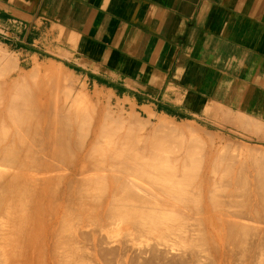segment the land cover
<instances>
[{"label": "bare ground", "instance_id": "obj_1", "mask_svg": "<svg viewBox=\"0 0 264 264\" xmlns=\"http://www.w3.org/2000/svg\"><path fill=\"white\" fill-rule=\"evenodd\" d=\"M3 55L0 56V58L3 57V59H0V127L2 130H4L6 129L5 127L10 125L11 129L10 127L7 128L8 130H10L9 131L10 133L5 132V131L1 132V133L5 132L4 134L0 133L1 134L0 135V149H3V147L1 148L2 144H4L3 146H5V144L7 143L6 145L8 148L6 149V152H7L6 154L8 155L10 146H13L12 150L10 149L9 152L13 151L14 155H13V152L10 153L9 156L11 154L13 156L11 155L12 158L11 157L9 158H11L12 161L14 160L13 162H16L18 165H20L22 170L20 171L19 169L20 172L16 171L18 170V168H14L13 166L15 165H11V164L10 165L12 168H14V171L11 169L10 170L13 173H16V172L18 174L21 172L23 173L22 177H25L26 179V180L25 179L23 180L27 181L26 184L28 186V187L24 186L26 187V189L25 188L24 189L26 191H31L29 192L30 194L32 193L33 189L36 192L39 191L37 193H35L34 191V195L32 197H29V195H27L28 196L27 197L26 194H28V192H26L25 196L27 198H30V200L28 199L30 203L31 198H32V201L34 202L33 200L35 198L34 196L39 195L40 200L39 199L37 200H39L38 202H41V206L39 205V203L37 205L34 202L35 204L31 203V204H34L32 205V209L36 205L38 206V209L35 208L36 212L38 210L39 213L44 216L41 218L43 221L46 219L45 221L46 224L45 225L43 224V227L47 226L45 229L46 235L49 233L52 239L54 237L56 239L59 238L57 240L58 242L60 241L59 246H60L61 240H62V243L64 242L63 245H65L67 242L66 239L67 240L69 239V241L72 244H75L76 246H80L78 244L82 240L83 241L90 240L93 244L92 247H94V246L99 245L100 243L110 244V243L116 242L118 241V238H120L121 236L120 239L126 241V244L129 242L128 245L131 248L132 246L137 247L138 245L137 248L139 251H137L136 254H133L134 253L133 251L136 250L137 248L132 250L133 253H131L130 249H125L126 248L125 246H128V245H125L123 243L125 245L123 247L125 248L122 247L119 250L117 248L115 249L117 245L116 244L115 247H113L112 249L109 248L110 251L106 253H111L116 257V254L118 252V255L120 256H125L127 258L130 256L134 258L137 257L139 258L137 260H140L143 257L145 259L144 261V259L142 258L143 262L146 263L147 262L146 260L148 259V263L150 260H152V262L150 261V263L155 264L154 262L157 261V258L159 259L160 256L164 255L165 253L167 255V252L169 253L170 251L177 250L179 253L178 255H180L178 257L180 258L179 263L181 262V264H184V263L186 264L188 262L187 257L189 259L191 258V256L189 257L190 254L197 253L195 260L197 261L201 260L202 258L201 255L204 254L205 251H208L207 249L208 246L213 245V248H214V246L216 247L218 245L219 247L217 246V248H220V246L227 245L231 247L234 246V249H235V245H238V247H243L246 249V245L248 244L247 242H249V240L250 241L253 240V242L255 241V239L251 240V238L248 237L251 234V231L249 230V228L251 227H249L248 225V222L250 221L248 220L251 219V221H253V220L259 219V222H260L261 216H262L261 214L262 213L264 214V149L259 148L258 146L257 148H254V147L252 148L250 146H247L246 148L247 151L244 148L243 154L241 152L239 154V155L242 154L243 157L245 156L244 159L242 158L240 159L241 161L237 162L238 159H236L235 161L232 156H231L232 159L228 157V154L231 153V152L228 153L229 145L225 146L226 150L224 151V153H222L221 151L219 150L217 151V149H215L216 146L211 136L204 137L203 135L196 134V133L195 134L189 133L188 135H185V133L183 132L184 130H181V128H180V131H182L184 135L181 132L182 137L179 138V140H177L178 141L177 146L179 147V150L177 149L178 148L177 146H172V148L174 147L178 150V151L176 150L177 152L180 151L179 152L180 154L176 153L174 148L171 149V150H174L173 151L174 153H169L170 151H168L169 155L178 154L179 155L178 158L176 157L174 158V155H173V158L170 159L169 157H167L168 154L166 155V152L164 153L162 149H160V148L164 149V147L159 148V146H163L164 144H166L165 142L167 141L165 138H168V137L170 138L167 132L166 134L168 135V137H164V139H161V138L158 139L157 136L153 138L148 137L151 140L150 142V140L148 139L150 142V144L148 145H150L151 147L152 146L156 147V145L154 144L155 143L154 138H156L158 141V143L156 141V144H158L156 149L154 148L155 152L153 151V148L152 149L149 148L150 150L147 149L148 147L146 145L145 146L143 145V148H141L142 146H140L141 148L140 149L139 147L136 146L137 143H135L137 136H135V139L133 138L134 139L133 141H132L131 136H133V134L135 133V130L137 129L136 127H138L137 126L138 124L134 125L132 123L140 122V120L138 119H141V117H138L136 115L138 118L136 117L137 120H135V118L132 119V116L134 115L132 114L130 118L132 119V122L130 121L129 118H126L127 120L124 119L123 115H121L120 118L119 117L115 118L117 120L119 119L120 122L123 123V128L129 127L127 128V131L129 132L127 131H125V133L123 132L125 135H127V136L123 135L125 136V138H123V136L120 138L118 135L117 137L119 138L117 137L113 138L112 135L109 134L112 137L110 138V136L109 137L106 136V134H108L107 130L110 129L112 126L111 125L109 128V125L114 122V116L112 115V113H110V111H107L106 113L103 112L105 115L99 114L100 115L99 116L97 114L90 115L89 113L88 114L84 112L80 113L79 110H78V113L77 112L74 113V111H72L71 113L69 110L70 112V114L68 113L69 117L65 116L64 115L65 113L61 115L60 113L55 111L56 113L54 114L51 113L52 114L51 115L50 113H47L46 111H42L41 103L36 104L37 103L36 102L33 104L32 103L33 101L31 100V98L24 97L25 96L24 94L26 93H23L24 92L23 90L25 89H21V91H18V86H20L19 89L22 87L21 86L22 83L20 81H22V79L24 78H22L23 76L21 78H16V79L12 78L13 74L19 70L18 69L19 66L10 57L8 56L4 57ZM36 68H34L35 71H37ZM38 70L40 71V68ZM49 70L50 69H48V71ZM18 72H21V71H18ZM31 73L35 74V72H31ZM50 73L52 72H49V74ZM25 76H26L25 77L26 79L28 75H25ZM50 76L53 77V75L51 74ZM22 85L24 86V83ZM61 85H63V83H61ZM25 86H27V84ZM25 86L24 88H26ZM65 86L63 88L64 90H66ZM31 87H33V85ZM54 88H56V86ZM34 89H37V88H34ZM73 89L74 88H72L71 91ZM59 91L61 92L60 89ZM25 92H27V90ZM36 92L34 91V94ZM54 95L55 94L53 93V97H55ZM58 97L60 96H56L55 98H58ZM84 97H79V98H83L82 100L80 99L81 104L77 102L79 100L77 97L76 106H79L80 104L83 107L84 105L88 104L86 100L84 99ZM59 99L61 100V97L58 98V100L54 99L53 103L55 101H59ZM68 99L69 98L67 97L65 101L62 100L65 103L64 105H66V101ZM83 101H85L87 104H84ZM23 103L24 104L26 103V105H24ZM61 106L59 107L61 108ZM76 106L74 107L75 111H77ZM55 107H56V102H55ZM61 109H63V106ZM50 111L52 112V110ZM227 111H224L222 114H224ZM227 114L228 112L222 115V116L226 115L225 119L221 118L223 119V122H225L224 120H226L230 123L235 124L236 126L237 122L235 119L237 118V116H235V118H232L233 115L230 114V112L228 116ZM240 114L241 113L238 114L239 115L238 117H241ZM230 115H232V117H230ZM102 116H104L105 121L101 123ZM71 117H73L74 120ZM242 117L244 116L242 115ZM247 118L249 119L251 117H247ZM247 118L245 119L242 118L243 120H245V122L243 120L241 122L240 120L241 123L238 120V122L242 124L241 125L242 129H243V126L246 125L248 127V130L251 133H254V134L256 133L257 135H259L258 127L261 125V124L259 125L258 123L259 121L253 122L256 118L250 119V121L247 120ZM143 122L141 121V123L139 124L141 125ZM148 122H150V120H148ZM164 122H165L164 125L169 124V123H166V121ZM14 123H15V126H14ZM114 124L116 126L117 123H114ZM124 124H125V127H124ZM160 125H162V121ZM164 125H162V127L157 125L159 127L158 129L156 128L157 126L155 128L153 127L154 130L157 129L155 130L156 132L155 134L157 133L158 135L164 134L166 136L165 131L171 130L172 127L169 128L166 126L167 127L166 129V127H163ZM119 126H116V127L119 128ZM261 126L263 128V125ZM176 127L177 126L175 125L173 128H176ZM247 127H244V128H247ZM132 128L134 129V131L132 130L133 132L131 130H128ZM140 128L141 127H139L138 129ZM162 130H164L163 131L164 133L162 132ZM177 130H179V127L177 128ZM112 132L114 131L112 130ZM126 132L129 134H126ZM174 132L175 131L173 129L172 132L169 134L173 136ZM176 132L175 134L177 135ZM187 132L188 131H186V133ZM210 132H208V134ZM117 134L122 135V133H118V132ZM138 137H137V141H139ZM171 138H174V136ZM160 139L162 143L159 144ZM175 139L174 141H176ZM263 139L264 138H262L261 140ZM153 141L154 143L151 145ZM133 142L135 144H133ZM17 144H19L20 146V150L17 151L19 154L17 152H16L17 154L15 153V150H16L15 147H17ZM173 144L175 143L173 142ZM166 145L165 147H167ZM168 148H169V145L166 149L170 150L171 148V147L169 149ZM166 149L164 150L166 151ZM157 150H159V152ZM160 150L164 153L162 154V156H160L162 153V152L160 153ZM156 151L158 153H156ZM1 152H3V150ZM218 152H219V155H218ZM235 152H237V150ZM4 153L2 154L4 155ZM218 156L219 157L221 156V159L224 160V163H227V164H224L223 160H221V163H223L222 165L224 169L226 167L224 165L229 164V167H227L226 170L229 169L234 172V174L230 177V173H233L232 171L230 172L229 170L228 171L224 170L225 173L227 172L226 174L224 173V171H222V173H221V170L219 171L220 173L217 171V174L219 173L218 175L219 181L217 185L218 187L223 185L219 189L218 187H216L215 183H213L212 185L210 182H207L209 180L211 181V177L214 175V173L216 174V170L219 168V166L221 167L220 161L218 160ZM2 157L4 158L6 156L4 155ZM6 159H8V156ZM11 159L4 160V162L6 161L5 163H9ZM227 159L229 161L225 162V160ZM169 160H172L174 162L171 163ZM3 164L4 163L0 164V166H2ZM18 165L15 167H18ZM7 166L8 165L5 164L3 167H7ZM9 168H6V169H9ZM6 169H4V173H7L6 171L9 172V170H6ZM0 170L2 171L3 168L0 167ZM1 171L0 173L2 175ZM7 174L9 175V173ZM3 175L7 177L6 174H3ZM19 175L21 176L22 174H19ZM216 175L214 176L215 178L214 177L212 178L211 182H215L214 180L217 179ZM4 176L2 178H4ZM222 176H223L222 181L224 182L227 181V182L221 183L222 185H220L219 182L221 181L220 178H222ZM22 177H20V179ZM224 178L226 180H224ZM1 179H0V182H2ZM23 180L21 181L23 182ZM9 181L10 180H8V182ZM8 182H5V187L7 186L6 183ZM3 184L4 183H2V185ZM189 184L190 186L192 184V187H190ZM249 184L251 188L249 186L248 187L251 190L246 191V188L248 189V187L246 186ZM2 185L0 183V186ZM11 185L13 186V184ZM11 185L10 187H12ZM14 185H16L14 186V188L17 187V189L18 188L22 189V187L20 186L21 185L23 186L24 183L22 184L20 182L19 183L20 186L17 184H14ZM230 185L233 186L234 188H229L228 186ZM188 186L191 188V190H193L192 192L190 189H188V191L190 190L192 192L189 195L187 193ZM29 187H30V190L27 189ZM224 188L226 189V191L224 190ZM6 189H3V187H0V192H2L3 190L5 191ZM217 189L220 191L221 190L224 191V193L222 194ZM13 190H16V189H13ZM50 190H51V193H50ZM9 191H10V188H9ZM24 193L22 191V194ZM27 198L25 200H27ZM23 200L22 202H24ZM2 201L0 199V202ZM28 201L24 202L26 203L25 209L27 207H29V209L31 208L30 206L27 205ZM174 205H177V207ZM172 207H175V209L177 208L176 210L178 211H176L174 208L172 209ZM178 207L179 208L182 207L180 208L181 212H179ZM25 209L23 207V211H25ZM27 210L28 208L26 209V211ZM27 212H30V211H27ZM31 212L34 213L33 210ZM32 213L29 217L30 220H31V216L33 217ZM27 214L28 213H26L25 215ZM25 215H24L23 220H25ZM255 215L258 219L255 218ZM25 225L27 226L28 222L27 224L26 223L24 224V227ZM256 225H258V223ZM256 225H255V229H257ZM31 227H33V225ZM26 228L29 229V231L26 230ZM26 228H24L26 230L25 232L32 231V229H30V226ZM39 230L40 229H38L37 231L35 229V231L38 232V235H39ZM252 230H253V227H252ZM249 231H250V234H249ZM259 232H261V229L255 232L257 233V236ZM31 233L33 234L34 232H31ZM263 233L264 232L260 234L264 236ZM27 234L26 233L23 234L24 240L27 239L26 238ZM40 234L42 237V233ZM253 235H256V234H253ZM31 236L36 237V235L34 234ZM31 236L30 238H32L34 242L36 239L34 240V238ZM189 238L191 241H189ZM258 239L261 241L262 236L259 235ZM258 239H257V242L256 241L254 242L256 243V245L257 243L260 244L258 242L259 241ZM32 240L31 239L25 240L27 241L26 244L29 243L28 241H32ZM39 241H37L38 244H39ZM55 241L53 240V244L58 243L57 241L56 242ZM69 241L67 243H69ZM187 241L191 243L189 242L186 243ZM192 241H194L193 244H192ZM33 242H30V243L33 244ZM261 242L264 243V241H261ZM185 243L190 244L188 245V247L190 248V252H188L189 248L187 249L185 248L187 246ZM249 244L252 245V242L251 243L249 242ZM23 245H25V243H23ZM37 245H35L36 254H34L35 246L33 247V249L30 250V248L32 247L31 245L28 247L25 245L24 252L27 251L26 250V247H27L29 249L30 255H33V260L35 258L34 255H37V258H35L37 261V264H39L40 262L41 264H43V262H45L46 260L45 259L46 257H44L43 259L42 256L45 255L44 252H46V250L44 251L42 248L40 250V247H37ZM66 245H65V249L63 246V251L67 250ZM251 245H247V247L249 246L248 249H250ZM49 246L52 247L51 243ZM23 247L24 246H22V248ZM42 247H44L43 243H42ZM53 247H52V250L54 252ZM83 247L86 248L85 246ZM260 247L261 246H259L258 248ZM56 248L59 249L58 245ZM261 248L264 249L263 247ZM200 249H202L203 251L202 254H201L202 251L200 252ZM186 250H188L187 251L188 254L187 253L184 254ZM97 251L98 250H96V252ZM212 251L214 252L213 249ZM58 252L60 253L61 251L59 250ZM66 252L65 254L61 252V254L59 255L57 254V256L55 255L57 253V250H56V253L54 252L55 254L52 253V251L49 252L51 254L48 255V261H47L48 263L46 264H67L66 260L68 259L71 260V257H70L71 255L68 256V253ZM72 252L70 253L72 254ZM88 252L87 254L90 253ZM198 252H200L201 255ZM208 253L206 254L208 255ZM4 254L5 253L3 252L2 256H5ZM27 254H28V251L25 254V256ZM242 254H244V250L242 251ZM262 254L264 255V250ZM185 255H188V256H185ZM204 255H203V258H204ZM58 256L60 258H58ZM76 256H77V253L75 255V258H77ZM139 256H141V258ZM164 256L162 257L164 258ZM184 256L186 257L187 260L184 259ZM94 257L95 256H93V259ZM175 257L176 256H174V258ZM7 258L9 259V257ZM24 258L25 257L22 256V259ZM165 258L164 260L166 261ZM178 258L176 259V262ZM182 258L186 260V262L184 261V263H182L181 261ZM203 258L202 260H204ZM206 259L208 258L206 257ZM129 260L133 262L132 264L137 263V262H138L137 264H143L142 262L139 263V261H136L133 258L132 259L130 258ZM153 260L155 261L153 262ZM89 261L86 263H89ZM170 261H171L170 263L174 264V262H172L173 261L172 257L170 258ZM27 262L31 263V258H27L26 263ZM101 262L102 261H100V263ZM33 263H36V262L33 261ZM108 263L110 262L108 261ZM194 263L198 264L197 262H194ZM165 264H167V262Z\"/></svg>", "mask_w": 264, "mask_h": 264}, {"label": "crops", "instance_id": "obj_2", "mask_svg": "<svg viewBox=\"0 0 264 264\" xmlns=\"http://www.w3.org/2000/svg\"><path fill=\"white\" fill-rule=\"evenodd\" d=\"M0 43L151 117L264 124V0H0Z\"/></svg>", "mask_w": 264, "mask_h": 264}, {"label": "rangeland", "instance_id": "obj_3", "mask_svg": "<svg viewBox=\"0 0 264 264\" xmlns=\"http://www.w3.org/2000/svg\"><path fill=\"white\" fill-rule=\"evenodd\" d=\"M4 54V55H3ZM6 54V55H5ZM4 56V57H6V56H8V57H10L12 60H14V62H16L17 64H18V71H21V72H16V73H14L13 74V76H12V78H14V79H16V78H21L22 76V78H24V79H22V81H20L22 84L24 83V86L27 84V86H25L26 88H24V86L21 84V88L19 89V87L20 86H18V91H21V89H25V90H23L24 92L23 93H26V94H24L25 96V98H27V97H29V98H31V100L33 101H31L33 104L34 103H36V104H38V103H41V105H42V111H46L47 113H52V114H54V113H56V112H58V113H60L61 115L62 114H64L65 116H67V117H69V114H70V112L72 113V111H74V113L75 112H77L78 113V110H79V112L81 113V112H84V113H89L90 115H105L103 112H107V111H110V113H112V115L114 116V122L113 123H111L110 125H109V128H110V126H111V128L110 129H108L107 130V133L108 134H106V136L107 137H109L110 135L109 134H111L112 135V137L113 138H116L117 137V135L121 138L123 135H125L124 133H125V131H127V128H129V127H125V124H124V127L125 128H123V123L122 122H120V120L118 119H115V118H120L121 117V115H123V117H124V119H126V118H131V116H132V114H134L133 116H132V119L133 118H135V120H137L136 119V117L138 116V117H141V119H138V120H140V122H137V123H135L134 122V120H133V122L134 123H132V124H134V125H136V124H138L137 126L138 127H136L137 129L139 128V127H141L140 129H141V131H140V129H136L137 130V132H136V130H135V133L133 134V136H131L132 137V141L135 139V136H139L140 137V139H139V137H138V140L139 141H137V137H136V142L135 143H137L136 144V146L137 147H139L140 148V146H142L141 148H143V145L145 146H147L148 148L147 149H152L153 148V151L155 152V150H154V148L156 149V147H157V145L158 144H156V141H157V139L156 138H154V140H155V143H154V141L151 143V145L154 143L155 145H156V147L155 146H150V145H148V144H150V142H151V140L149 139V138H153V137H155V136H157L158 137V139L159 138H161V139H164V137H168V135L170 136V138L168 137V138H165L166 139V141L167 142H165L166 144H164L163 146H159V148L160 147H164V149H166L167 147H168V145H169V148H170V150H167L166 149V151L163 149V148H160V149H162V151L165 153L166 152V155H167V157H169L170 159H172L173 158V155L171 154V155H169V153H174L173 151L174 150H171V149H173L172 148V146H177V140H179V138H181L182 137V133L184 132L185 133V135H188L189 133L191 134H201V135H203L204 137L206 136V137H210L211 136V138L213 139V142H214V144H215V149H217V151L219 150V151H221L222 153H224V151L226 150V147L225 146H227V145H229V148H228V153L229 152H231V153H229L228 154V157H230V159H232V157L234 158V160L236 161V159H238L237 160V162L238 161H241L240 159H244V157H243V152H244V148L246 149L247 148V146H250V147H254V148H257V146L259 147V148H262V149H264V139L263 140H261L262 138H264V136H263V132H264V130H262V129H264V124H261V123H259V125L261 124V125H263V128H262V126L260 125L259 127H258V132H259V135H257L256 133L254 134V133H251L249 130H248V127L245 125V126H243V129L244 130H242V128H240V129H237V128H234V127H232V126H229V125H226V124H224V123H221V125H220V122L218 121V119L216 118L217 116H212V117H214V118H212V117H201V116H195V117H193L192 119L191 118H189V119H181V118H179V117H172V116H167V115H161V116H157V117H151V115H152V112H151V114H149V116L146 114V113H144V112H142L139 108H135L134 106H132L131 105V103L128 101V100H125V99H121V98H119V97H115L112 93H109L107 90H104V89H101V88H97V87H94V86H92L91 84H88V82L81 76V74L80 73H77V72H75V71H73L69 66H67L65 63H62V62H58V61H44V62H41V63H35V66L38 68H40V71L35 67V66H26V67H24V65L22 64V62H20V58H19V56H18V54H16V53H14L12 50H10L8 47H6L5 45H3L2 43H0V56ZM0 59H3V57H1ZM18 61V62H17ZM34 68H36V70L37 71H35L34 70ZM33 69V70H32ZM48 69H50L49 71H48ZM39 71V72H38ZM54 71V72H53ZM31 72H35V74L34 73H31ZM43 72H45V73H43ZM49 72H52V73H50L51 75H53V77L52 76H50V74H49ZM30 75H32V76H30ZM37 73H38V75H37ZM64 73V74H63ZM34 74V75H33ZM62 74H63V76H62ZM67 74V75H66ZM19 75H20V77H19ZM25 75H28L27 76V78L25 79ZM49 75V76H48ZM32 77V78H30V77ZM71 76V77H70ZM49 77V78H48ZM63 77V78H62ZM46 79V80H45ZM51 79H52V81H51ZM21 80V79H20ZM23 80H25V81H23ZM29 82H28V81ZM67 80V81H66ZM27 82V83H26ZM26 83V84H25ZM61 83H63V85H61ZM19 84V85H20ZM33 85V87H31ZM66 85V86H65ZM85 85V86H84ZM38 86V87H37ZM56 86V88H54ZM63 86V87H62ZM64 86H65V88H66V90H64L63 88H64ZM34 88H37V89H34ZM61 90V92L59 91V89ZM68 88V89H67ZM72 88H74L72 91H71V89ZM54 89V90H53ZM64 91H63V90ZM27 90V92H25ZM41 90V91H40ZM68 90H69V92H68ZM34 91L36 92L35 94H34ZM63 91V92H62ZM32 92V93H31ZM53 93L55 94L54 96L56 97V96H60L61 97V100L59 99V101H55L56 102V107H55V102L53 103V101H54V99L55 100H58V98H60V97H58V98H55V97H53ZM85 93V94H84ZM50 94H51V96H50ZM57 94H59V95H57ZM88 96V98H87V96L86 97H84V96ZM76 98H75V97ZM36 97V98H35ZM69 98L67 101H66V105H64L65 103L63 102V101H65V99L66 98ZM77 97H78V99L80 100H82L83 98H79V97H84V99L86 100V102L88 103H86L85 101H83L84 102V104H87V105H84L83 107L80 105L81 104V100H80V102H79V100L77 101ZM99 97V98H98ZM54 98V99H53ZM74 98V99H73ZM87 98V99H86ZM101 99V100H100ZM63 100V101H62ZM88 100H89V102H88ZM78 103H80L79 104V106H80V108H79V106H76L77 104V102ZM30 102V101H29ZM48 102H50V103H48ZM58 102H59V104H58ZM82 102V103H83ZM62 104V106H63V109H61L62 108V106H61V104ZM107 103H108V105H107ZM24 104V103H23ZM49 104H51V105H49ZM53 104H54V106H53ZM57 104H58V106H57ZM72 104V105H71ZM24 105H26V103L24 104ZM59 106H61V108L59 107ZM72 106H73V108H72ZM77 107V111H75V109H74V107ZM89 107V108H88ZM51 108V109H50ZM60 108V109H59ZM70 108V109H69ZM83 108V109H82ZM96 108V109H95ZM72 109H74V110H72ZM85 109H86V111H85ZM109 109H111V110H109ZM50 110H52V112L50 111ZM63 110V111H62ZM69 110H70V112H69ZM56 111V112H55ZM69 113V114H68ZM79 113V114H80ZM51 114V115H52ZM68 114V115H67ZM72 115V114H71ZM99 115V116H100ZM137 115V116H136ZM116 116V117H115ZM137 117V118H138ZM73 120H74V118L73 117H71ZM163 118H165V119H163ZM166 118H168V119H166ZM104 119V120H103ZM132 119H130V121L132 122ZM143 119V120H142ZM169 119H170V121H169ZM243 119H245V118H243ZM241 117H238L237 119H236V122L238 123H236V125H239V126H241L242 124H240L241 122H242V120H243ZM101 123L103 122V121H105V118H104V116H102L101 117ZM117 120V121H116ZM127 120V119H126ZM148 120H150V122H148ZM166 121V123H169V124H165L164 125V121ZM238 120H239V122H240V120H241V122L239 123L238 122ZM247 120H249L250 121V119H247ZM141 121L143 122L141 125L139 124V123H141ZM161 121H162V125H164L163 127H169V128H171L172 127V129L171 130H169V131H165V134H166V132L168 133V135L166 134V136L164 135V134H160V135H158V133L157 134H155L156 132H155V130H157L159 127L157 126V125H159V126H161L162 127V125H160L161 124ZM244 122H245V120H243ZM252 121V120H251ZM160 122V123H159ZM253 122H255V121H253ZM114 123H117L116 124V126H119V124H120V126H119V128L118 127H116L115 126V124ZM174 123H175V125L177 126L176 128H173L175 125H174ZM13 124V123H12ZM121 124H122V126H121ZM144 127H143V126ZM171 125H173V126H171ZM14 126H15V123H14ZM128 126V125H127ZM157 126V127H156ZM191 126V127H190ZM8 127H10V125L9 126H7V127H5L6 129L8 128ZM32 127V126H31ZM142 127H143V129H142ZM156 127L157 129H155L154 130V128ZM167 127H166V129H167ZM179 127V130H177V128ZM194 127V128H193ZM242 127V126H241ZM244 127H247V128H244ZM113 128V129H112ZM180 128H181V130H184L183 132L182 131H180ZM0 129H1V127H0ZM6 129H4V130H2L1 129V131H0V133L2 132V131H5V132H8V133H10L9 131L10 130H8L7 129V131H6ZM10 129H11V127H10ZM115 129V130H114ZM120 129V130H119ZM126 129V130H125ZM174 129V131L176 132V130H177V135L175 134V132H174V138H171V137H173V136H171V134H169V133H171L172 132V130ZM196 129V130H195ZM112 130L114 131V132H112ZM119 130V131H118ZM128 130H133L134 131V129L132 128V129H128ZM152 130H154V131H152ZM188 131L187 133H186V131ZM191 130V131H190ZM210 130H211V132H210ZM238 130H240V131H238ZM245 130H247V131H245ZM260 130H262V131H260ZM31 131V130H30ZM109 131V132H108ZM130 131V132H131ZM132 131V132H133ZM160 131V130H159ZM164 130H162V132H163ZM210 132L209 134H208V132ZM245 131V132H244ZM250 133H249V132ZM257 131V130H256ZM4 132V133H5ZM117 132L118 133H122V135L121 134H117ZM124 132V133H123ZM127 132H129V131H127ZM126 132V134H129V133H127ZM131 132V133H132ZM161 132V133H162ZM182 132V133H181ZM4 133H1V134H4ZM8 133H7V135H8ZM149 134V136H148V134ZM154 133V134H153ZM164 133V132H163ZM180 133V134H179ZM184 133H183V135H184ZM213 133V134H212ZM0 134V135H1ZM151 134H153V135H151ZM173 134V133H172ZM242 134V135H241ZM262 134V135H261ZM146 135V136H145ZM2 136H4V135H2ZM125 136H127V135H125ZM125 136H123V138H125ZM145 136V137H144ZM160 136V137H159ZM161 136H163V137H161ZM259 136H260V138H261V136H262V138L260 139L259 138ZM111 136H110V138H112ZM119 137H117V138H119ZM142 137V138H141ZM147 137V138H146ZM149 137V138H148ZM177 137V138H176ZM134 138V139H133ZM176 138V139H175ZM228 138V139H227ZM131 139V138H130ZM144 139V140H143ZM150 140V142H149V140ZM161 139H160V142H159V144L160 143H162V141H161ZM168 139V140H167ZM170 139H171V141H170ZM174 139L176 140V141H174ZM141 140V141H140ZM147 140V141H146ZM240 142H239V141ZM131 141V142H132ZM146 141V142H145ZM169 141V142H168ZM231 141V142H230ZM133 142V144H135ZM173 142L175 143V144H173ZM144 143V144H143ZM146 143V144H145ZM157 143H158V141H157ZM169 143V144H168ZM219 143V144H218ZM234 143H236V144H234ZM7 144V143H6ZM5 144V146H3L4 144H2V146H1V148L3 147V149H0V164H2V163H4L2 166H0V167H2L3 168V170L1 171L2 172V175H1V173H0V175H1V177H0V179L4 176L3 174H6V176L7 177H5L4 176V178H2L1 179V181L2 182H0L1 183V185H2V183H4L2 186H0V187H3V189H6L7 188V186H8V190L6 189L5 191L3 190L2 192H0V199H1V201L2 202H0V223H2V224H0V256H2V254H3V252L5 253L4 255L5 256H2V257H0L1 259H0V264H25L26 263V260H27V258H31V263H29V262H27L26 264H32L33 263V261H35L36 263H33V264H37V261H36V259L35 258H37V255H34V260H33V255H30V253H29V249L27 248L28 246H32L31 248H30V250L31 249H33V247L35 246V245H37L38 244V242L37 241H39L40 239V241H39V244L37 245V247H40V250H41V248L45 251L46 250V252H44V256H42V258L44 259V257H46L45 259V262H43V264H46V263H48L47 261H48V255H50L51 253H49V252H51L52 251V253H56V250H57V253L55 254L56 256H57V254L59 255V254H61V252H63V254H65V252L67 251V250H69V251H67L66 253H68V256H70L71 257V260H66L67 261V264H80L81 262V264H85L86 262H88L89 260V263H86V264H96L97 262V264H107L108 263V261L110 262V263H112V264H120V262H121V264L123 263L124 264V262H125V264H132L133 262H131V260H129L130 258L132 259H134V260H136V261H139V263L140 262H142L143 264H147L148 263V259L146 260L147 262L145 263V262H143L142 261V258H141V256H139L141 259V261L140 260H137V259H139V258H137V257H132V256H130V257H125V256H120V255H118V252H117V254L116 253H114V254H116V257L113 255V254H111V253H106V252H108V251H110V249H112L113 247H115V245H116V247H115V249L117 248L118 250L120 249V248H122L123 246H125V245H128V243L126 244V241H124V240H121L120 238H121V236H120V238H118V241H116V242H113V243H110V244H106V243H104V244H102V243H100L99 245H97V246H94V247H92L93 246V244H92V242L90 241V240H85V241H83V243H82V241L78 244V245H80V246H76L75 244H72L70 241H69V239L67 240L66 239V241L68 242L69 241V243H67L66 242V244L68 245H66V251L64 250L63 251V246H64V249H65V245H63L64 244V242L62 243V240H61V243H60V246H59V242L57 241L59 238H51V236L49 235V233L46 235V232H45V229H46V227L47 226H44L43 227V224L45 225L46 224V219L43 221L41 218L42 217H44L42 214H40L39 213V211L37 210V212H36V209H38V203H39V205L41 206V202H38L39 200H40V198H39V195H37V196H34L33 198V200H34V202L37 204L33 209H32V205H34L35 203L32 201V198H31V202L29 203V201H28V199L30 200V198H27L28 196L27 195H29V197H32L33 195H34V189H33V191H32V195L29 193V192H31V191H26L25 189H26V187H28L27 186V181H24L23 179H25V177H22L23 176V173L21 172V173H19V174H22L21 176L16 172V171H19V169H20V171L22 170L21 169V166L20 165H18L16 162H13L12 161V156L14 155V152L13 151H11V152H9L10 151V149L12 150V148H13V146H10V148H9V151H8V155L6 154L7 152H6V149L8 148L7 147V145ZM170 144H171V146H170ZM139 145V146H138ZM162 145V144H161ZM165 145L167 146V147H165ZM224 145V146H223ZM15 147V146H14ZM178 147V146H177ZM220 147V148H219ZM237 147V148H236ZM249 147V148H250ZM16 148V150H15V153L18 151V150H20V146H19V144H17V147H15ZM140 148V149H141ZM158 148V149H159ZM168 148V149H169ZM243 148V149H242ZM139 149V150H140ZM149 149V150H150ZM175 149V151L178 149L179 150V147L176 149V148H174ZM223 149V150H222ZM239 149H241V150H239ZM3 150V152H1ZM5 150V151H4ZM177 150V151H178ZM237 150V152H235ZM141 151V150H140ZM158 152H159V150H157ZM156 151V153H158ZM161 150H160V153L162 152ZM168 151H170L169 153H168ZM176 151V153H178V154H180L179 152H177ZM234 151V152H233ZM246 151H247V149H246ZM5 152V153H4ZM13 152V155L11 156H9V154L10 153H12ZM161 153V155L160 156H162V154H164V153ZM240 152L242 153L241 155H239L240 154ZM2 153H4V155L6 156V157H2V156H4ZM18 153V152H17ZM16 153V154H17ZM236 153H237V155H236ZM1 154H2V156H1ZM19 154V153H18ZM178 154H176V155H178ZM165 155V156H166ZM176 155H174V158L176 157V158H178L179 157V155L178 156H176ZM218 155H219V152H218ZM220 155H221V153H220ZM234 155H235V157H234ZM7 156H8V159H11L10 161H9V163H5L4 162V160H8V159H6L7 158ZM232 156V157H231ZM9 157H11V158H9ZM175 160V159H174ZM188 160V159H187ZM218 160L220 161V164H221V167L219 166V168H218V166H217V170H216V174H217V171L219 172L220 170H221V173H222V171H224V170H226V168L227 167H229V164L228 165H224V166H226L225 167V169H224V167H223V163H224V160L223 159H221V156L219 157L218 156ZM221 160H223V163H221ZM171 163H173L174 161H172V160H169ZM229 160L227 159V160H225V162H228ZM12 162V163H11ZM177 162H178V160H177ZM8 165L9 167H11V165H15V166H17L18 165V167H15V166H13L14 168H18V170H16L15 172L16 173H13L11 170H13L14 171V168H9L8 166L7 167H3L4 165ZM11 164V165H10ZM218 164H219V162H218ZM217 164V165H218ZM224 164H227V163H224ZM20 166V167H19ZM6 168H9V169H6ZM216 168V167H215ZM221 168H223V169H221ZM4 169H6V170H9V172L8 171H6L7 173H9V175L7 174V173H4ZM11 169V170H10ZM229 170V169H228ZM228 170H226V171H228ZM19 171V172H20ZM230 172L232 171V170H229ZM233 172V171H232ZM11 173V174H10ZM13 173V174H12ZM220 173V172H219ZM219 173L216 175L215 173H214V175L211 177V181H212V178L216 175V180H214L215 182H211L210 180L209 181H207V182H210L212 185H213V183H215V185H216V187H218V178H219ZM224 173H225V171H224ZM227 173V172H226ZM225 173V174H226ZM18 174V175H17ZM225 174H223V175H225ZM234 174V172L233 173H230V177L232 176ZM222 175V174H221ZM220 175V176H221ZM228 175V174H227ZM20 177H22L21 179H20ZM228 177V176H227ZM227 177H225V178H227ZM15 178V179H14ZM210 178V177H209ZM208 178V179H209ZM215 178V177H214ZM224 178V180H226ZM229 178V177H228ZM7 179V180H6ZM8 180H10L9 182H8ZM11 180H13V181H11ZM21 180H23V182L21 181ZM26 180V179H25ZM220 185H222L221 183H226V182H224V181H222L223 180V176H222V178H220ZM228 180V179H227ZM23 184L24 183V185L22 186H20L19 185V183L20 182ZM249 181V180H248ZM5 182H8V183H6V187H5ZM13 182V183H12ZM217 182V183H216ZM209 183V184H210ZM11 184H13V186L11 185ZM14 184H17V185H19L20 187H22V189H24V190H22L21 188H18L17 189V187L16 188H14V186H16V185H14ZM26 184V185H25ZM10 185L12 186V187H10ZM51 185H53V184H51ZM50 185V186H51ZM225 185V184H224ZM24 186H26V187H24ZM48 186H49V184H48ZM47 186V187H48ZM189 186H190V184H189ZM188 186V187H189ZM223 186V185H222ZM222 186H220V187H222ZM231 186V185H230ZM228 186L229 188H234L233 186ZM234 186H236V185H234ZM250 187V184L249 185H247L246 187ZM187 187V193H188V195L189 194H191L192 192H193V190H191V188L190 187H192V184H191V186L188 188ZM220 187H218V189L220 188ZM226 187V186H225ZM227 187V188H228ZM248 187V189L246 188V191L247 190H251L250 188ZM9 188H10V191H9ZM52 188V187H51ZM50 188V189H51ZM194 188V187H193ZM192 188V189H193ZM228 188V189H229ZM12 189V190H11ZM13 189H16V190H13ZM27 189H29L30 190V187L29 188H27ZM188 189H190L189 191H188ZM217 189V190H218ZM222 189V188H221ZM227 189V190H228ZM2 190V189H1ZM31 190H32V188H31ZM52 190V189H51ZM51 190H50V193H51ZM223 190V189H222ZM220 191V190H218L219 192H221L222 194L224 193V191ZM224 190L226 191V189L224 188ZM244 190V189H243ZM7 191V192H6ZM22 191H23V193L24 194H22ZM194 191H195V189H194ZM248 191V192H249ZM5 192V193H4ZM26 192H28V194H26ZM37 192H39V191H37ZM36 191H35V193H37ZM48 192H49V190H48ZM2 193V194H1ZM25 194H26V196H25ZM95 194V193H94ZM5 195V196H4ZM31 195V196H30ZM36 195V194H35ZM219 195H220V193H219ZM25 197V198H24ZM27 198V200H25ZM24 199V200H23ZM37 199H39V200H37ZM22 200L24 201V202H26V201H28V206H30L31 208V210L29 209V207H27L28 208V210L27 211H32L33 210V212L34 213H32V215H33V217L31 216V220L29 219V217H30V215H31V213L30 212H27L26 211V209H25V207H26V203H24V202H22ZM2 203V204H1ZM24 203V204H23ZM31 203H34V204H31ZM23 205H25V206H23ZM174 206H176L177 207V205H174ZM23 207H24V209H25V211H23ZM36 208V209H35ZM175 209V207H172V209ZM179 208V207H178ZM180 208H182V207H180ZM180 208H179V212H181V210H180ZM177 209V208H176ZM175 209V210H176ZM176 211H178V210H176ZM182 211H183V209H182ZM28 213L27 215H25L26 213ZM24 213V214H23ZM6 215V216H5ZM24 215H25V220H23V218H24ZM29 215V216H28ZM262 216H261V220H260V222H259V219L256 217V215H255V218L256 219H258V220H253V219H255V218H253L252 220L253 221H251V219L250 220H248V221H250V222H248V225H249V227H251V228H249V230L251 231V234H250V231H249V238H251V240L252 239H255V241L257 242V239H258V236L259 235H261L262 236V239H261V241H264L263 239V235L262 234H260V233H262V232H264V217H263V213L261 214ZM263 217V218H262ZM28 218V219H27ZM35 218V219H34ZM26 219H27V221H26ZM39 219H41V220H39ZM29 220V221H28ZM34 220V221H33ZM24 221H26V222H24ZM41 221V222H40ZM263 221V222H262ZM27 222H28V225L26 226L25 225V227H24V224L26 223L27 224ZM252 223V224H251ZM258 223V225H256ZM39 224V225H38ZM42 224V225H41ZM254 224V225H253ZM33 225V227H31ZM252 225V226H251ZM255 225H256V228L257 229H255ZM30 226V229H32V231L31 232H34L33 234L34 235H36V237L35 236H31V235H33L31 232H25L26 230H28L29 231V229H27L26 227H29ZM252 227H253V230H252ZM24 228H26V230L24 229ZM40 229L39 230V235H38V229ZM35 229L37 230V231H35ZM42 229V230H41ZM261 229V232H259L258 233V236H257V233H255L256 231H259ZM24 231V232H23ZM37 232V233H36ZM45 232V233H44ZM253 232V233H252ZM27 234V233H29V234H27L28 235V237H27V235H26V238L28 239V240H32V238H30V236L31 237H33L34 238V240L36 241H34L33 242V240L32 241H28L29 243L30 242H33V244L32 243H28V244H26V242L27 241H25V240H27V239H25L24 240V235L23 234ZM31 233V234H30ZM40 233H42V237H41V234ZM253 234H256V235H253ZM264 234V233H263ZM38 235V236H37ZM48 235H49V237H48ZM252 235V236H251ZM251 236V237H250ZM256 238H255V237ZM41 237V238H40ZM60 237V236H59ZM40 238V239H39ZM39 239V240H38ZM44 239V240H43ZM51 239V240H50ZM55 239H56V241L58 242V243H54L53 244V240L55 241ZM119 240H121V241H119ZM259 240V239H258ZM48 241V242H47ZM55 241V242H56ZM89 241V242H88ZM189 241H191L190 240V238H189ZM189 241H187L186 243H188ZM247 241H248V239H247ZM254 241V242H255ZM260 240L258 241L260 244H258L257 243V245H256V243H254L253 242V240L252 241H250L249 240V242L251 243L252 242V245L251 244H249V242H247L248 244L247 245H251L250 246V249H248V247H247V245H246V249L245 248H243V247H238V245H235V249H234V246L233 247H231V246H227V245H225V246H220V248H217V246L215 247L214 246V248H213V245L212 246H208V251H209V253H208V251H205L204 252V254H206V253H208V255L206 254V255H204V254H202L203 253V251H202V249H200V252H201V254H200V252H198L200 255H201V257L203 258V255H204V260H202V258H201V260H195L196 259V254L197 253H195V254H190L189 255V257L191 256V258L189 259L188 257H187V259H188V264H196V263H194V262H197L198 264H264V255L262 254L263 253V250L264 249H262L261 247H263L264 248V243L263 242H261ZM51 243V245H52V247H53V245H54V247L56 248L57 247V245H58V247H59V249H55L54 247H53V249H54V252H53V250H52V247H50L49 245H50V243ZM87 242V243H86ZM193 242L194 241H192V244H193ZM23 243H25V245L27 246L26 247V250L28 251V254L25 256V254L27 253V251H25L24 252V248H25V245H23ZM34 243H35V245H34ZM42 243H43V246L45 247H42ZM125 245H124V244ZM185 243V244H186ZM189 243H191V242H189ZM72 244V245H71ZM86 244V245H85ZM88 244V245H87ZM91 244V245H90ZM255 244V245H254ZM63 245V246H62ZM70 245V246H69ZM113 245V246H112ZM122 245V246H121ZM187 246L185 247L186 249L187 248H189L188 247V245H190V244H186ZM22 246H24L23 248H22ZM83 246H85L86 248H84ZM110 246V247H109ZM121 246V247H120ZM129 246V245H128ZM125 246V247H123V248H125V249H130L131 250V253H133V254H136L137 253V251H139L138 250V245H137V247L136 246H132V248L129 246ZM192 246V245H191ZM237 246V247H236ZM255 246H257V247H255ZM259 246H261L260 248H258ZM77 247V248H76ZM89 247V248H88ZM104 247V248H103ZM105 247H106V249H105ZM108 247V248H107ZM219 247V246H218ZM227 247V248H226ZM21 248V249H20ZM49 248V249H48ZM51 248V249H50ZM83 248V249H82ZM110 248V249H109ZM137 248V249H136ZM198 248V247H197ZM209 248H210V250H209ZM214 250V252L212 251V249ZM215 248H217V249H215ZM20 249V250H19ZM35 249H36V246L34 247V254H36L35 253ZM62 249V250H61ZM82 249V250H81ZM94 249V250H93ZM134 249H136V250H134ZM230 249H231V251H230ZM237 249V250H236ZM22 250V251H21ZM49 250H51V251H49ZM61 251L60 253L58 252V251ZM71 250V251H70ZM84 250V251H83ZM93 250V251H92ZM96 250H98L97 252H96ZM129 250V251H130ZM132 250H134L133 252H132ZM191 250H192V248H191ZM204 250H206V249H204ZM219 250V251H218ZM244 250V254H242V251ZM248 250H250V251H248ZM256 250V251H255ZM15 251V252H14ZM49 251V252H48ZM73 251V252H72ZM90 253H89V252ZM100 251V252H99ZM136 251V252H135ZM177 250H175V251H170L169 253L167 252V255H166V253L164 254V255H162V256H164V258L166 259V261L164 260V258L162 257V256H160V258L158 259L157 258V261H155V260H153V262L156 264H163V262H164V264L167 262V264H172V263H170L171 261H170V258L172 257L173 258V261L172 262H174V264H178L179 263V260H180V258H178L180 255H178L179 253H178V251L176 252ZM187 251L188 250H186V252L184 253V254H186L187 253ZM17 252V253H16ZM24 252V253H23ZM70 252H72V254L70 253ZM87 252L89 253V254H87ZM188 252H190V248H189V251ZM252 252V253H251ZM14 253H16V254H14ZM76 253H77V258H75V255H76ZM82 253V254H81ZM86 253V254H85ZM103 253V254H102ZM176 253V254H175ZM211 253V254H210ZM107 254H108V256H107ZM111 254V255H110ZM188 254V253H187ZM210 254V255H209ZM251 254V255H250ZM13 255V256H12ZM24 256L25 258L24 259H22V256ZM29 255V256H28ZM73 255H74V257H73ZM84 255V256H83ZM92 255V256H91ZM116 258H114L113 256ZM230 255V256H229ZM234 255V256H233ZM262 255V256H261ZM19 258H18V257ZM79 256H81V257H79ZM93 256H95L94 257V259H93ZM100 256V257H99ZM174 256H176L175 258H174ZM185 256H188V255H185ZM184 256V259H186V257ZM5 257V258H4ZM7 257H9V259L7 258ZM109 257V258H108ZM113 257V258H112ZM120 259H119V258ZM170 257V258H169ZM206 257L208 258V259H206ZM234 257V258H233ZM41 258V259H42ZM58 258H60L59 256H58ZM67 258V257H66ZM73 258H75V259H73ZM163 258V259H162ZM168 258V259H167ZM178 258V260H177V262H176V259ZM259 258H260V260H259ZM263 260H262V259ZM3 259H5V260H3ZM8 259V260H7ZM87 261H86V260ZM124 261H123V260ZM144 259V258H143ZM160 259H161V261H160ZM175 259V260H174ZM183 258L181 259V261H182V263H184V261L186 262V260H184ZM194 259V260H193ZM23 260V261H22ZM80 260H82V261H80ZM105 260H107V261H105ZM116 260V261H115ZM117 260H118V262H117ZM121 260V261H120ZM133 260V261H134ZM164 260V261H163ZM208 260V261H207ZM44 261V260H43ZM94 261V262H93ZM100 261H102L101 263H100ZM111 261H113V262H111ZM129 261H130V263H129ZM135 261V262H136ZM144 261H145V259H144ZM151 262H152V260H150ZM150 261H149V263L148 264H152V263H150ZM159 261V262H158ZM205 261V262H204ZM260 261V262H259ZM19 262V263H18ZM79 262V263H78ZM84 262V263H83ZM93 262V263H92ZM106 262V263H105ZM161 262V263H160ZM176 262V263H175ZM222 262V263H221ZM39 263V262H38ZM110 263H108V264H110ZM138 263V262H137ZM137 263H134V264H137ZM186 263V264H187ZM39 264H41V262L39 263ZM179 264H181V262L179 263ZM185 264V263H184Z\"/></svg>", "mask_w": 264, "mask_h": 264}, {"label": "trees", "instance_id": "obj_4", "mask_svg": "<svg viewBox=\"0 0 264 264\" xmlns=\"http://www.w3.org/2000/svg\"><path fill=\"white\" fill-rule=\"evenodd\" d=\"M166 112L169 113V114H173V112H172V111H169V110H167ZM183 117H184V116H183Z\"/></svg>", "mask_w": 264, "mask_h": 264}]
</instances>
